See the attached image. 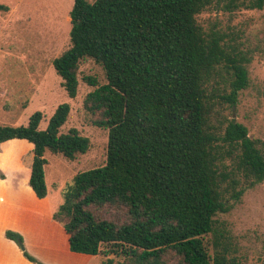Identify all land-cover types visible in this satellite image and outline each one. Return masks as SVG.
Here are the masks:
<instances>
[{"label": "trees", "instance_id": "1", "mask_svg": "<svg viewBox=\"0 0 264 264\" xmlns=\"http://www.w3.org/2000/svg\"><path fill=\"white\" fill-rule=\"evenodd\" d=\"M209 8L264 10V0H73L70 46L52 64L69 97L81 59L102 66L106 82L84 77L95 87L83 107L108 137L104 164L77 172L52 212L70 250L105 256L103 264H242L219 215L264 180V139L212 113L248 87L253 49L237 31L204 29L197 15ZM69 110L58 104L44 129L39 110L26 125L0 124V144H32L29 185L38 198L47 194L46 150L74 159L89 148L77 128L60 131ZM105 205L122 208L125 221L92 210ZM5 236L45 264L19 233Z\"/></svg>", "mask_w": 264, "mask_h": 264}, {"label": "rangeland", "instance_id": "2", "mask_svg": "<svg viewBox=\"0 0 264 264\" xmlns=\"http://www.w3.org/2000/svg\"><path fill=\"white\" fill-rule=\"evenodd\" d=\"M0 3L9 7L8 11L0 10V124L26 125L29 116L39 110L43 116L38 127L44 129L57 105L67 102L70 110L60 131L75 127L89 139L88 150L74 159L49 150L44 153L47 197L53 204L62 202V193L77 172L105 162L108 129L93 125L94 116L83 107L85 95L95 87L84 77H94L102 84L106 82L103 68L91 58L81 59L77 92L69 97L52 60L70 46L69 12L73 0H0ZM197 21L206 30L212 27L224 32L237 31L241 34L240 41L253 49L247 64L248 87L239 92L234 106L215 103L212 119H234L247 127L250 137L264 139V10L241 9L229 14L209 8L197 15ZM20 143L15 138L8 147L21 145L18 154L28 169L30 144ZM1 147L7 148L0 144V150ZM3 151L1 158L14 153L8 148ZM92 210L101 218L117 222L126 219L119 207L105 205ZM219 217L229 225L242 264H264V180L246 189L233 208Z\"/></svg>", "mask_w": 264, "mask_h": 264}, {"label": "crops", "instance_id": "3", "mask_svg": "<svg viewBox=\"0 0 264 264\" xmlns=\"http://www.w3.org/2000/svg\"><path fill=\"white\" fill-rule=\"evenodd\" d=\"M12 140L1 143L14 151L8 158H1L3 149L7 148L0 150V264H34L23 256L13 240L5 236L7 229L19 233L27 251L46 264H103L105 256L70 250L68 234L52 218L53 210L61 202L53 204L47 194L43 198L35 195L27 183L33 153L30 166L24 168L18 154L21 145L8 147ZM18 140H21L20 144L26 141ZM29 144L32 151V144Z\"/></svg>", "mask_w": 264, "mask_h": 264}]
</instances>
